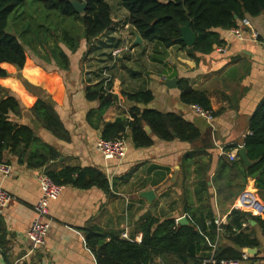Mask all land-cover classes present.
I'll list each match as a JSON object with an SVG mask.
<instances>
[{
    "label": "crops",
    "instance_id": "crops-1",
    "mask_svg": "<svg viewBox=\"0 0 264 264\" xmlns=\"http://www.w3.org/2000/svg\"><path fill=\"white\" fill-rule=\"evenodd\" d=\"M116 17L119 18L118 14ZM248 17L250 25L244 28L242 36L234 33V27L217 28L224 43L215 45L210 53L197 52L196 58L178 45L156 49L142 40L141 46H134L133 56L118 59L110 89L119 95L120 101L106 111L105 122L130 117L129 109L135 102L121 92L149 89L154 97L147 105L139 104L140 107L180 113L202 134L194 142L164 141L154 136L151 146L137 147L128 130L125 138L128 151L122 159L106 160L96 149L103 124H99L97 114L91 118L89 112L98 108L100 101L86 98L87 87L102 80L97 69L107 62L108 58L101 55L103 51L93 50L89 61H83L85 48L75 54L68 51L70 66L62 68L53 61L46 62L45 54L35 50L32 53L40 63L28 57L23 68L9 72L7 77L19 82L16 97L22 105L20 115L10 114V118L32 127L42 141L60 152V158L42 169L29 168L11 155L6 158L7 163H0L9 168V172L0 168V186L13 195L10 203L0 210V264H97L86 241V229L92 225L109 236L122 237L127 233L130 239L140 242L142 233L138 225L148 216L173 217L177 221L185 217L190 224L194 216L202 217L204 208L210 206L215 222L227 224L236 206L247 209L239 204L242 196H246L245 203L256 202V210H264V190L256 187L255 177L248 176L245 187H239L236 172L219 175L221 151L239 154L250 133L251 117L264 98V14ZM124 30L125 26L120 23L118 30L108 37L117 40ZM253 31L259 33L257 38ZM104 39L107 40V36ZM73 55L75 60L72 61ZM25 68L28 71H24ZM90 72L92 74L88 75ZM172 78L187 79L194 88L206 90L215 111L213 122H208L192 105L180 100L178 82L176 86L166 83ZM6 93L12 94L8 88L0 86V95ZM38 99L47 101L57 111L68 131L67 140L56 137L36 119L31 107ZM64 165L99 168L110 179L111 192L105 193L97 187L80 189L66 185L60 197L51 203L46 243L32 249L26 234L41 195L37 174L43 169H60ZM146 190H154L153 199L141 195ZM252 220L244 222L243 227L259 239L260 246L257 254H251L241 264H264V232ZM223 232L220 226L221 244L239 249L224 239ZM247 249L243 248L242 252ZM254 256L258 259L250 261ZM208 262L210 260L204 259L202 264Z\"/></svg>",
    "mask_w": 264,
    "mask_h": 264
},
{
    "label": "trees",
    "instance_id": "trees-1",
    "mask_svg": "<svg viewBox=\"0 0 264 264\" xmlns=\"http://www.w3.org/2000/svg\"><path fill=\"white\" fill-rule=\"evenodd\" d=\"M48 14L40 15L38 20L34 15L29 17L31 30L36 32L26 34L19 30L12 33L8 30L11 19L28 0H0V63L8 62L23 68L27 61L24 44L32 45L34 50L43 52L45 57L53 56L62 68L70 66V60L61 46L63 44L70 52H76L80 41L85 40L90 45L87 54L104 47L101 41L104 37L118 30L120 22L113 12L108 0H38ZM73 1L85 2L86 8L78 12ZM119 6L125 9V19L122 24L130 25V33L139 34L149 45L156 49H168L178 45L191 57L196 58L197 52L210 53L215 45H222L220 33L215 29H230L237 27L247 16L264 14V0H118ZM56 14V15H55ZM17 15L14 20L19 18ZM60 18L63 22L71 18V23H79L80 31L57 29L54 39H33L31 35H41L47 18ZM15 23V22H14ZM190 24L197 34L196 42L189 47L181 39L182 27ZM97 41V42H98ZM117 46L121 40L117 39ZM108 43V42H106ZM134 46H141L139 43ZM146 45H144V50ZM111 51V50H110ZM111 53V52H110ZM106 54L111 60V54ZM86 53L84 54L86 57ZM133 56L124 54L123 56ZM122 56V57H123ZM104 62L105 60H101ZM104 65L98 66L101 72ZM117 63L113 68H115ZM8 71L0 69V78H5ZM90 72L88 75H91ZM92 79V78H91ZM180 100L184 104L199 105L206 110L212 108L211 99L206 90L194 88L187 79L178 81ZM127 99L135 102L129 109L130 117H117L114 121L105 122L104 114L114 104L120 101L119 95L107 92L102 80L87 87L86 98L99 100L100 106L89 112L90 117L97 114L99 124H103L102 138H126L128 130L137 147H149L154 143V136L171 141L179 139L194 142L201 137L200 129L177 112H163L147 105L154 95L151 90L121 92ZM22 105L20 100L6 93L0 95V163H7L8 156L17 158L18 163L29 168L42 169L51 161L60 158V152L52 145L42 141L35 130L29 125L20 124L10 118V114L20 115ZM31 111L42 124L60 139H68V131L54 107L43 99H38ZM149 126L152 133L146 130ZM249 134L245 137L244 146L248 158L252 162L246 166L238 157L230 161L221 156L219 175L224 172H236L240 178L239 187H245L247 177L256 178V187L264 190V98L258 104L249 123ZM239 156V154H238ZM56 183L72 185L80 189L97 187L105 193H110L111 182L106 173L94 166L64 165L60 169H43ZM206 183V182H204ZM202 217L194 216L190 224L179 223L175 218H158L148 216L143 219L138 228L142 233L140 242L134 239L122 238L118 235L109 236L96 225L87 227L86 241L95 255L97 264H202L204 259L208 264H220L222 260H242L243 248H258L260 241L244 230L243 223L253 219L264 232V210L234 208L229 215L227 224L218 225L212 208H204ZM209 220V223L207 222ZM222 236L232 245L221 244L219 228ZM108 237H110L108 239ZM214 247H216L214 249ZM258 259L257 256L250 261Z\"/></svg>",
    "mask_w": 264,
    "mask_h": 264
},
{
    "label": "built area",
    "instance_id": "built-area-1",
    "mask_svg": "<svg viewBox=\"0 0 264 264\" xmlns=\"http://www.w3.org/2000/svg\"><path fill=\"white\" fill-rule=\"evenodd\" d=\"M250 25L249 17H245L241 20L237 27L233 28L236 35L242 36L244 28ZM254 37H258L257 31L252 32ZM121 42L111 49V60L108 64L104 65L101 70L103 87L107 92H112L110 89V83L113 80V67L118 62V59L124 54H135L134 36L129 31L125 32L120 37ZM194 111L203 116L208 122H213L214 112L212 110H206L199 105H192ZM96 149L102 154L106 160L122 159L126 156L128 147L125 138L105 139L100 137L96 142ZM221 155H227L230 160L238 159L237 153L221 151ZM0 168L6 172H9V168L0 165ZM37 180L40 186L41 195L35 204V218L31 223L27 231V239L31 242L32 249H38L46 243V238L50 228V207L51 203L60 197L65 185L56 183L48 174L44 171L37 174ZM246 196H242L240 205H244L249 208L251 205L253 208L258 209L256 202L245 203L243 199ZM13 195L6 189L0 186V210L5 208L12 200ZM247 202V201H246ZM240 208L239 206H236ZM220 225V222H218ZM123 238H129L127 233L122 234ZM251 255L250 252L245 251L242 255V260H222L220 264H241L242 261L247 260Z\"/></svg>",
    "mask_w": 264,
    "mask_h": 264
},
{
    "label": "rangeland",
    "instance_id": "rangeland-1",
    "mask_svg": "<svg viewBox=\"0 0 264 264\" xmlns=\"http://www.w3.org/2000/svg\"><path fill=\"white\" fill-rule=\"evenodd\" d=\"M108 1L111 3V5L113 7L114 14L116 16L118 14V16H119V18L117 17L118 21L120 23L123 22V20L125 19L124 17H125V13H126L125 9H123L121 6H119L118 0H108ZM44 14H48V12L38 0H28L26 5L22 6L19 9V11L16 13V15L11 19V21H10V23L8 25V30L10 32H12V33H15L16 31H19V30L23 29V31H25L26 34L34 33L36 31L35 30H31L32 26L29 25V23H30L29 20H28L29 17L31 15H34L38 20H40L39 16L40 15H44ZM17 15H19L20 17L17 18L16 20H14ZM42 21L44 22V27L42 28L41 35L39 37H37L36 35H31V37H33V39H40V40L52 39L53 40L54 38L51 37V36L56 34L55 31L57 29L58 30L59 29H64V30L68 29V30H72L74 32H78L81 29L78 22L76 24H72L71 23V18H67L64 22L60 18L59 19L58 18L55 19V18H50V17L47 18V19H44ZM124 25H126V23ZM129 27L130 26H128V25L125 26L124 33L127 32V31L130 32V28ZM108 36H107V40L106 39H104V40L102 39L101 41H98V43H100L99 46H101V43L104 42V47L99 48L100 51H103L101 53V55H103V56L108 54L110 52V50L112 49V47L116 44L115 38L114 39L113 38H109ZM120 37H122V36H120ZM106 42H108V43H106ZM23 44H24V47L26 49L27 58L28 57H33L34 60H36V62L40 63L41 61L38 60L32 53V51H35L34 47L32 45H28V44H25V43H23ZM135 44H137V43H135ZM61 46L64 48L65 52L67 53V55L69 57V60L71 61L70 54L68 52L69 50L63 44H61ZM89 48H90V45L87 44L85 42V40H81L80 41V45H79V48H78L77 51H79L80 49L81 50H83V49L85 50L84 53H83V58H84L83 61H89L91 59L89 53L87 54V50H89ZM76 52H73L72 54H75ZM34 53H36V52H34ZM85 53L87 54L86 57H84ZM136 54H137V57H138L137 59L140 60L141 59L140 55L138 53H136ZM95 55L97 57H99L97 54H95ZM43 58H44V60L46 62L51 63L53 61V62L56 63V61L53 59L52 55H49L48 57H43ZM73 60H75L74 55L72 57V61ZM133 61L136 62V60H133ZM88 65L91 66V64H88ZM12 67L15 68V71H18L17 67L15 65H13Z\"/></svg>",
    "mask_w": 264,
    "mask_h": 264
},
{
    "label": "water",
    "instance_id": "water-1",
    "mask_svg": "<svg viewBox=\"0 0 264 264\" xmlns=\"http://www.w3.org/2000/svg\"><path fill=\"white\" fill-rule=\"evenodd\" d=\"M73 5L75 7V9L78 11V12H83L86 8V3L85 2H79V1H73ZM181 39L187 44V46L191 47L195 44L196 42V39H197V34L194 32V30L191 28L190 24H187L185 26L182 27V36H181ZM142 37L137 34L136 35V43H140L142 42ZM177 82H178V79L177 78H172V79H168L166 81V83L168 84V86H176L177 85ZM146 130L149 132V133H152V130L149 126H146L145 127ZM239 156L240 158L245 162L246 165H251V161L250 159L248 158V155H247V151H246V148L245 146L240 148L239 150ZM143 197H145L146 199L150 200V199H153L154 198V195H155V192L154 190H146L144 192H142L141 194ZM179 223H182V224H187L188 223V220L187 218L185 217H182L178 220ZM251 222L255 223L254 220H252ZM248 252H250L251 254L255 255L257 254V248H248L247 249Z\"/></svg>",
    "mask_w": 264,
    "mask_h": 264
},
{
    "label": "clouds",
    "instance_id": "clouds-1",
    "mask_svg": "<svg viewBox=\"0 0 264 264\" xmlns=\"http://www.w3.org/2000/svg\"><path fill=\"white\" fill-rule=\"evenodd\" d=\"M0 69H4L5 71L8 72H15V68L10 66L8 62L0 63ZM24 71H28V69L25 68ZM29 82L33 83L34 86H39L38 83L35 81H29ZM18 84L19 82H14L11 77L0 78V86L8 88L14 96H16L17 93L19 92ZM32 102H34V99Z\"/></svg>",
    "mask_w": 264,
    "mask_h": 264
},
{
    "label": "bare ground",
    "instance_id": "bare-ground-1",
    "mask_svg": "<svg viewBox=\"0 0 264 264\" xmlns=\"http://www.w3.org/2000/svg\"><path fill=\"white\" fill-rule=\"evenodd\" d=\"M126 25L130 26V25L127 24V23H126ZM126 25L122 24L121 26H126ZM132 35H133V34H132ZM133 36H134V39H135V40H133V41H134V45H135V43H136V42H135V41H136V36H135V35H133ZM119 39H120V38H119ZM110 54H111V53H110ZM113 70H114V68H113ZM126 239H128V238H126Z\"/></svg>",
    "mask_w": 264,
    "mask_h": 264
}]
</instances>
